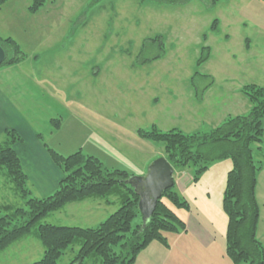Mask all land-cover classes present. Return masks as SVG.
I'll list each match as a JSON object with an SVG mask.
<instances>
[{
    "label": "rangeland",
    "instance_id": "rangeland-1",
    "mask_svg": "<svg viewBox=\"0 0 264 264\" xmlns=\"http://www.w3.org/2000/svg\"><path fill=\"white\" fill-rule=\"evenodd\" d=\"M248 1L187 0L174 5L157 0H46L38 12L27 10L25 16L22 4L11 10L9 5L0 7V33L14 38L22 51L6 46L7 56L18 59L12 64L36 55L35 65L43 67L46 61L54 70L48 77L59 81L54 89H59L58 101L65 107L55 118L59 125H52L54 131L48 124L39 128L47 146L62 155L79 150L97 158L104 168L141 175L164 151L161 142L142 138L139 130L177 128L189 134L214 127L222 118L221 99L227 92L224 94V85H215L213 78L218 72L240 75L242 70L220 49L229 44L224 50L237 56L240 37L254 34L253 27L238 23L245 8L250 13L246 20H264V0ZM241 17L240 22L246 24ZM214 18L220 21L216 34L210 29ZM228 35L230 40L223 41ZM201 45L209 46L211 54L207 64L198 66ZM196 70L201 76H194ZM56 108L48 106L47 114ZM5 139L0 138V145ZM230 166L229 159H220L210 164L212 171L208 173L218 181ZM175 171L188 173L189 169ZM31 174L27 175L31 197L53 192L43 190L46 177ZM211 195L210 205L214 206L215 190ZM24 200L0 166V210L23 206ZM95 201L102 206L87 207ZM106 201L112 203L105 205ZM69 203L74 204L48 213L40 222L96 226L120 204L116 194ZM36 230L35 226L23 239L2 250L0 264L38 260L44 248ZM79 246L80 241H75L57 264H69ZM98 263L95 254L83 262Z\"/></svg>",
    "mask_w": 264,
    "mask_h": 264
},
{
    "label": "trees",
    "instance_id": "trees-1",
    "mask_svg": "<svg viewBox=\"0 0 264 264\" xmlns=\"http://www.w3.org/2000/svg\"><path fill=\"white\" fill-rule=\"evenodd\" d=\"M8 1L0 0V7ZM45 1L30 0L28 12H38ZM158 1L177 5L187 0ZM210 29L218 30V19H213ZM203 39L205 41L207 35L204 34ZM0 45L5 53L6 46L22 52L11 37L0 36ZM209 56V46L201 45L196 64L201 65ZM16 60L6 53L3 64H12ZM196 75L201 76L197 70L194 72ZM240 92L249 101L248 111L228 115L214 127L189 134L177 128L162 131L155 127L139 130L138 133L142 138L161 142L163 156L174 171L188 168L193 181L199 180L211 163L220 159L230 160L221 201L227 219L225 253L233 264H264V247L256 235L259 205L255 197L257 176L264 166V86L244 84ZM52 125L58 127V119H53ZM4 134L6 139L0 145V166L4 167L15 189L25 200L23 206H4L0 210V252L23 239L36 226L44 251L38 260L30 264H57L60 256L77 240L80 246L69 264H83L84 259L92 254L98 256L99 264H134L137 254L149 243L160 241L167 244L170 234L185 229L184 221L174 208L185 207L186 202L174 183L157 201L155 210L142 226L137 208L138 197L124 183L129 177L126 171L104 168L97 158L84 155L79 150L62 155L45 142L44 146L62 172V177L51 194L31 197L27 175L14 149L15 144L22 142V137L14 129L5 130ZM112 194L119 197L120 204L96 226L40 222L48 213L57 211L69 202L88 197L108 199Z\"/></svg>",
    "mask_w": 264,
    "mask_h": 264
},
{
    "label": "crops",
    "instance_id": "crops-1",
    "mask_svg": "<svg viewBox=\"0 0 264 264\" xmlns=\"http://www.w3.org/2000/svg\"><path fill=\"white\" fill-rule=\"evenodd\" d=\"M245 2L247 4L249 1L245 0ZM19 4L22 3L10 0L3 6L8 8L9 5L11 10L12 7L19 6ZM22 5L24 8L22 12L25 16L29 0H26ZM248 15L250 13L245 8L242 15L244 20ZM238 17V23L244 28L253 27L254 34L250 36H245V34L240 37L242 45L241 51L236 50L237 56L229 50H224L229 44L220 49L222 54L227 51L229 60L237 63L236 65L240 67L242 73L236 75L218 74V72L213 78L215 85H224L225 88L221 87L220 89L225 91L224 94L227 92L226 97L220 98L221 111L224 114L218 123L227 115L244 114L248 111L250 104L240 92L241 86L249 83L264 86V20L251 18L246 20L245 24V22H240L241 16ZM218 31L212 32L216 34ZM6 35L8 34L0 33L1 37H6ZM13 40L16 41L14 38ZM229 40L230 35L225 36L223 41L228 42ZM35 57L36 55L28 56L19 60L18 63L0 66V138L5 137L4 132L7 129H14L18 132L22 137V142L15 144L14 149L22 161L26 175L33 172L32 176L36 174L46 177L43 190L52 192L58 187L62 172L50 158L44 146L43 133L39 131V128L43 123L50 125L51 131H54L52 120L58 117L62 107H65L62 105L63 102L58 101L59 89H54L55 86L59 87V81L56 80L55 83L51 78L54 73L53 68L46 61L42 62L43 67H37ZM36 58L38 59V57ZM63 68V66L60 67L61 70ZM55 73L58 74L56 69ZM49 75L51 77H48ZM218 81L219 83H216ZM208 90H205V94ZM221 95L223 96V93ZM51 105L57 106L60 110L56 108V111L52 110L47 114L48 106ZM211 171V167H209L197 181H193L190 170L188 173L174 171L175 188L186 202L185 207L176 208L175 212L184 221L185 229L177 234H170L167 244L160 241L149 243L137 254L134 264H233L225 253L227 219L221 203L227 171L220 175L218 181L212 179L208 173ZM175 175H177L176 180L174 179ZM212 190H215L216 193L214 206L210 205ZM46 195L48 194L44 196ZM255 197L259 205L256 235L264 247V166L257 176ZM110 203L112 202L106 201L105 205ZM68 204L65 205L70 206L74 203ZM91 206L98 209L102 206V202L100 204L95 201L87 207L91 208Z\"/></svg>",
    "mask_w": 264,
    "mask_h": 264
},
{
    "label": "water",
    "instance_id": "water-1",
    "mask_svg": "<svg viewBox=\"0 0 264 264\" xmlns=\"http://www.w3.org/2000/svg\"><path fill=\"white\" fill-rule=\"evenodd\" d=\"M6 53L0 45V65ZM174 168L164 156L153 159L141 175H131L124 180L138 197L137 208L141 215L142 226L155 210L157 201L173 185Z\"/></svg>",
    "mask_w": 264,
    "mask_h": 264
}]
</instances>
